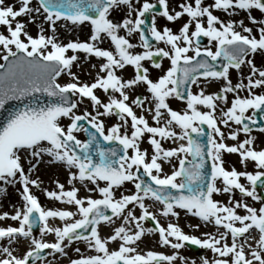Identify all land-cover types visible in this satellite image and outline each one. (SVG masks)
Masks as SVG:
<instances>
[{
	"label": "snow or ice",
	"instance_id": "1",
	"mask_svg": "<svg viewBox=\"0 0 264 264\" xmlns=\"http://www.w3.org/2000/svg\"><path fill=\"white\" fill-rule=\"evenodd\" d=\"M253 11L264 17V0H180L171 9L168 0H0V109L17 102L0 121V193L20 185L19 206L0 213V221L15 222L0 226V264H61L48 258L68 257L69 248L76 258L68 264H196L180 255L186 244L211 251L200 264H264V148L253 146L252 135L264 133V67L253 62L264 56V18ZM157 16L187 20L173 32L158 27ZM82 27L89 29L83 41L58 35ZM82 63L95 70L90 80L73 71ZM127 67L130 78L118 74ZM150 68L162 74L153 78ZM231 70L240 75L235 83ZM210 81L221 86L206 94L201 83ZM138 87L145 92L134 94ZM170 99L184 107L173 109ZM225 153L238 154L243 170L226 168ZM42 162L67 171V190L58 180L43 189L61 207H43L31 190L42 183L33 178ZM181 212L201 222L190 229L214 231L186 233ZM253 232L258 239L249 243ZM145 234H158L171 254L139 250ZM21 238L29 243L17 253Z\"/></svg>",
	"mask_w": 264,
	"mask_h": 264
},
{
	"label": "rangeland",
	"instance_id": "2",
	"mask_svg": "<svg viewBox=\"0 0 264 264\" xmlns=\"http://www.w3.org/2000/svg\"><path fill=\"white\" fill-rule=\"evenodd\" d=\"M16 1V0H15ZM151 1V0H150ZM155 0H153L154 2ZM207 2H210V0H206ZM7 3H10L9 0H6ZM35 2V0H34ZM169 2V7L174 8L176 7V5L180 2V0H168ZM253 15L255 17H257L258 15H260V13L258 11H254ZM242 16H239V18ZM244 17V16H243ZM114 21L115 20H119L121 18V13L120 11H116L113 13L112 17H111ZM161 18V19H159ZM24 21L27 20L26 17H22L20 18ZM241 19V18H240ZM163 20H165L163 17H158L156 18V24L158 27H163ZM186 20H184L182 23H184ZM247 22V21H246ZM164 23L169 24V27L172 29L173 32L178 31V22H171V23H167L166 21H164ZM249 23V22H248ZM44 27L47 29V26L44 25ZM178 27V28H177ZM28 30L30 31L31 34L35 35L37 32V27H36V23L33 24H29L28 25ZM0 31H3V28H0ZM66 34H62V32L58 29V35L61 36L63 35L60 39L63 40L64 42H67L69 39H80L81 41L85 40L86 37L89 34V29L88 27H82V28H78L72 32H69L68 30L66 31ZM133 42H135V39L133 40ZM110 44V41L105 40L104 43L101 45L102 47L107 48ZM161 47H163V44H161ZM161 62L162 65V69L166 70L167 67H169V61L165 58L163 59ZM92 63H97V61L95 60V58H92ZM74 72H77L80 79L81 80H90L94 75H95V70H93L90 66V64H81V67L79 69H77L76 67L73 69ZM247 71V69H245V72ZM150 72L153 78L158 77L159 75L162 74V70L161 69H154V68H150ZM133 73V69L131 67H127L126 70L123 73H118L119 75H123L125 78H130L131 75ZM240 76L239 74H236L235 71H231L230 72V77L233 76ZM240 78V77H239ZM68 79L67 76H65V81ZM207 85H211L207 90H206V94L207 93H212V92H216L218 91L219 87L221 86L220 82H216V81H211L209 83H207ZM213 86V87H212ZM205 87V86H202ZM197 89L195 88V86L193 87V91L195 92ZM141 92H145V89L143 87H138L134 90V94H141ZM98 96L101 97L102 100H106V97L104 96L102 91H99ZM231 98V97H230ZM229 98V99H230ZM88 101L85 100L84 105L81 106V108H83L84 106H87ZM184 107L183 103L181 101L172 100V108L176 109V110H181ZM149 118V122L151 123L150 117ZM106 120V119H105ZM107 121V120H106ZM112 122L110 125L116 123ZM108 124H106L107 126H110ZM235 127V126H234ZM225 132L227 131L226 129H222ZM81 139H83L82 133L80 134ZM240 140L245 139V136L243 133L240 134L239 136ZM226 143L228 144H232L234 143V141L231 140H227ZM165 146H168L167 144ZM253 146L257 149L259 148H264V138H261L260 135H256L255 140H254V144ZM142 149H149L150 147L149 145L145 142L141 145ZM223 159L225 161V167L226 168H231V167H235L237 170H243L242 165L239 162V156L238 154H229V153H225L223 156ZM25 167H27V165H25ZM164 170L167 172L169 171V165H164ZM248 170H252V164H249V169ZM33 178H38L39 181H41V185L38 188H32V192L38 197V200H40L41 204L43 207L45 208H54V207H61L62 205H60L59 202L54 201V200H50L48 199L43 192V189L47 188L48 190H54L55 189V183L54 181H59L62 184H65V189L67 190L69 188V185L67 184V171L60 166H56V165H49L47 163H40L37 167V170L34 172L33 174ZM243 180V179H241ZM80 191H79V195L80 196H84L86 194V190L85 188L80 185L77 184L76 185ZM7 188L6 193H0V213L2 212H9L10 214L13 213L14 211V207L15 206H19L20 204V196L18 194V189H20V185L16 184L15 186L13 185H7L5 186ZM127 188H131V185H126L125 189ZM123 190V189H122ZM119 195V192H117V196ZM217 200H221L224 202H227V196L226 195H217L214 197ZM235 198L239 199L240 198V194L237 193V191L235 192ZM252 202L250 199L248 200V203ZM180 225V227L186 232V233H192L193 235H197L200 236L201 233L203 232H211L214 231V229L211 226L205 227L201 224V227L198 230H192L188 227V225H195L198 224L197 221L193 220L192 218H190V216H186L183 212L180 213L179 219L177 221ZM161 223L164 224L166 223V218L161 220ZM11 224H15V222L11 221L10 219H5L4 221H0V226H6V225H11ZM53 224H58L56 222H53ZM146 226L147 227H151L149 223L146 222ZM190 230V231H189ZM110 229L108 227H102L101 228V234L102 235H107L110 233ZM35 234V233H34ZM36 235H38V233H36ZM256 238V237H254ZM46 239L48 240H52L53 236L49 235L46 237ZM3 241H0V244H3ZM29 241L24 240V239H20L18 245L16 246V252L17 253H22L23 251L26 250V247L28 245ZM76 245H73V248ZM255 246V244L253 245ZM79 247L81 248V252L84 253L86 252V249L83 245H79ZM139 250L141 251H148V250H155V251H159V252H163L165 254H171V252L173 251L170 248L167 247H160L158 244V234H145V236L142 238V242L139 243ZM68 257H72V258H76V253L72 250V248H69L68 250ZM188 252H191L190 250H188L186 247H183L182 249L179 250L180 255L188 258L189 260H194L195 257L193 255H195L193 252L192 254H188ZM189 255V256H188ZM188 256V257H187ZM196 256V255H195ZM212 256V253L210 252L209 254H207L206 258H209ZM68 257H49V260H55V259H59L61 261V264H65L66 262H68ZM177 264H179V262L177 261ZM196 264H200V262L198 261V263Z\"/></svg>",
	"mask_w": 264,
	"mask_h": 264
},
{
	"label": "water",
	"instance_id": "3",
	"mask_svg": "<svg viewBox=\"0 0 264 264\" xmlns=\"http://www.w3.org/2000/svg\"><path fill=\"white\" fill-rule=\"evenodd\" d=\"M13 102H14V106H15L17 104V102L16 101H13ZM10 107H12L11 104H10ZM3 110H4V112L1 113L2 115H0V121H2L3 118L7 115V113L5 111H9V109H7V108H5Z\"/></svg>",
	"mask_w": 264,
	"mask_h": 264
},
{
	"label": "bare ground",
	"instance_id": "4",
	"mask_svg": "<svg viewBox=\"0 0 264 264\" xmlns=\"http://www.w3.org/2000/svg\"><path fill=\"white\" fill-rule=\"evenodd\" d=\"M10 3H16L15 0H9ZM59 30L62 32V33H65L67 31V29H64V28H59Z\"/></svg>",
	"mask_w": 264,
	"mask_h": 264
}]
</instances>
